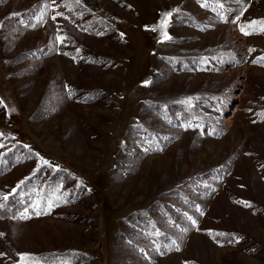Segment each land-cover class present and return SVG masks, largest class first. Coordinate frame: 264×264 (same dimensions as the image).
Returning <instances> with one entry per match:
<instances>
[{
	"label": "rangeland",
	"instance_id": "374dc122",
	"mask_svg": "<svg viewBox=\"0 0 264 264\" xmlns=\"http://www.w3.org/2000/svg\"><path fill=\"white\" fill-rule=\"evenodd\" d=\"M80 1L125 43L84 38L118 68L60 54L54 0H0V144L70 170L87 193L64 212L77 222L0 218V264L56 250L81 264H264V0ZM67 76L108 101L70 100ZM186 112L216 132L178 121Z\"/></svg>",
	"mask_w": 264,
	"mask_h": 264
},
{
	"label": "trees",
	"instance_id": "16d2710c",
	"mask_svg": "<svg viewBox=\"0 0 264 264\" xmlns=\"http://www.w3.org/2000/svg\"><path fill=\"white\" fill-rule=\"evenodd\" d=\"M114 1L120 3L119 0ZM53 12L55 20H60V22H57V32L60 36L65 37L63 42H60V54L65 58L72 59L78 70L82 67H96L110 71L119 67L114 59L103 53H97L84 41V38H103L114 43L123 44L124 42L106 21L89 11L80 0L79 3H77V0H54ZM68 77L70 76L66 78V89L70 100L84 105L108 101V98L99 88L88 89L77 80V77V82H71ZM217 106L222 105L217 103ZM178 121L185 124L191 122L201 130L206 128L205 130L216 132L214 119L204 118L195 113L189 114L186 112ZM20 166L27 167L24 178L17 183H6L1 188L0 205H3V207H0V218L18 222L22 220V215L30 217L28 219H35L41 218L46 211H49L52 216L59 213L64 218L77 222L67 213L66 216L64 212L79 206L87 198L81 180L68 169L54 168L39 162L32 150L15 141H3L0 144V178L8 177L15 168ZM180 194L183 195V193ZM5 195H8L7 200L3 199ZM50 204L51 207H49ZM181 216L183 215L179 213L174 216L169 214L163 220H169L175 224ZM131 218L146 227L149 225L150 229H147V231L152 234L154 240L165 239L167 236L168 231L166 230H164V234H159V238L153 234L154 229L149 224L150 217L146 214L135 213ZM159 226L156 225L155 228H159ZM82 262L83 259L80 254L56 250L25 253L17 264H81Z\"/></svg>",
	"mask_w": 264,
	"mask_h": 264
},
{
	"label": "snow or ice",
	"instance_id": "6c2138e0",
	"mask_svg": "<svg viewBox=\"0 0 264 264\" xmlns=\"http://www.w3.org/2000/svg\"><path fill=\"white\" fill-rule=\"evenodd\" d=\"M77 3H79V0H77ZM201 6H202V7H205L206 4H202ZM218 6H219V7H223L222 4H220V5H218ZM45 7H47V5H45ZM163 15H164V16H171L172 13H164ZM40 19H42V15H41L40 17H37V20H38V21H39ZM161 23L163 24L164 21L162 20ZM252 23L255 24V23H258V22L253 21ZM259 23H264V22H259ZM241 32L244 33L245 35H248V34H249L248 32H246V31L244 30L243 27L241 28ZM165 38H166V39H169L170 37L165 36ZM56 39H57V41L63 42V40L65 39V37L60 36V35H57ZM254 63H255V61H254ZM146 84H147V82H146ZM0 103H2V102H0ZM262 115H264V114H262ZM44 163L47 164V161H44ZM13 191H15V190H13ZM3 199H4V200H7V199H8V195L3 196ZM246 206H249V207H250V205H246ZM0 207H3V205H0ZM49 207H51V204L49 205ZM198 210H199V209H198ZM38 214H39V213H38ZM21 218H22V219H25V218H30V217H27V216L22 215ZM188 219L191 220L193 226H195L196 221L193 220L192 217H188ZM185 231H187V229H185ZM172 244H173V245H176V241H172ZM176 250H179V246H178V245H176Z\"/></svg>",
	"mask_w": 264,
	"mask_h": 264
}]
</instances>
